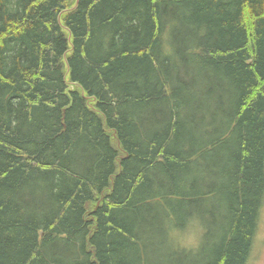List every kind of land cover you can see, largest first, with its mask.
Listing matches in <instances>:
<instances>
[{"label": "trees", "instance_id": "16d2710c", "mask_svg": "<svg viewBox=\"0 0 264 264\" xmlns=\"http://www.w3.org/2000/svg\"><path fill=\"white\" fill-rule=\"evenodd\" d=\"M74 2L0 0V264H251L264 0Z\"/></svg>", "mask_w": 264, "mask_h": 264}, {"label": "rangeland", "instance_id": "374dc122", "mask_svg": "<svg viewBox=\"0 0 264 264\" xmlns=\"http://www.w3.org/2000/svg\"><path fill=\"white\" fill-rule=\"evenodd\" d=\"M206 122H208V121L206 120ZM206 122H203V124H206ZM195 201L196 200H194V202L191 203L188 200L187 203H186V206L189 208L191 205L196 204ZM213 205L215 207L218 206L217 204H213ZM209 206H211V205L208 204V206H205L203 204L202 211L205 212ZM261 217H262V220L260 222L259 231L256 234V240H255L256 241V246H255L256 253L254 254L255 256L252 259L251 264H264V206L262 208ZM196 221L197 220H194L192 222V224L189 227V230H187V231H185L184 229L176 230V231L174 230L172 232V235L170 236L171 241L172 240H173V242L178 241L180 243L179 245H182V246L187 247V248H190L191 246L193 247L197 243H199V241L202 239V234H204V229L199 224V222L196 224ZM190 236H194L196 238V243L194 245L189 244L187 242L188 238ZM147 240L150 243L155 242V238L153 236H151L149 233H148V236H147ZM152 251L154 252V255H152V257L156 260V262H159V261H162V260L166 259V257H165L166 255L164 254L162 249L154 248Z\"/></svg>", "mask_w": 264, "mask_h": 264}, {"label": "clouds", "instance_id": "9594fccd", "mask_svg": "<svg viewBox=\"0 0 264 264\" xmlns=\"http://www.w3.org/2000/svg\"><path fill=\"white\" fill-rule=\"evenodd\" d=\"M189 244L194 245L196 243V238L194 236H190L187 241Z\"/></svg>", "mask_w": 264, "mask_h": 264}, {"label": "water", "instance_id": "95a60500", "mask_svg": "<svg viewBox=\"0 0 264 264\" xmlns=\"http://www.w3.org/2000/svg\"><path fill=\"white\" fill-rule=\"evenodd\" d=\"M78 1L79 0H75V2L73 3V5L70 7V8H68L67 9V11H69V10H72V9H74L75 7H77V4H78ZM68 32V31H67ZM69 34H70V32H68ZM71 38V37H70ZM66 75H67V73H66ZM76 84V83H75ZM77 85V84H76Z\"/></svg>", "mask_w": 264, "mask_h": 264}, {"label": "bare ground", "instance_id": "6f19581e", "mask_svg": "<svg viewBox=\"0 0 264 264\" xmlns=\"http://www.w3.org/2000/svg\"><path fill=\"white\" fill-rule=\"evenodd\" d=\"M59 20H60V18H59ZM70 37H71V34L68 33V39H70ZM67 68H68V67H67ZM76 84H77V83H76ZM77 85H78V84H77ZM100 200H101V199H100ZM100 200H99V201H100Z\"/></svg>", "mask_w": 264, "mask_h": 264}]
</instances>
